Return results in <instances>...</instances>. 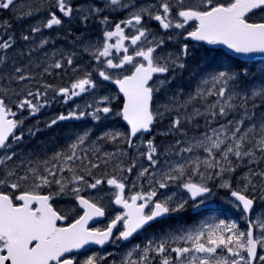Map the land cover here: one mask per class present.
Here are the masks:
<instances>
[{
    "label": "snow or ice",
    "instance_id": "6c2138e0",
    "mask_svg": "<svg viewBox=\"0 0 264 264\" xmlns=\"http://www.w3.org/2000/svg\"><path fill=\"white\" fill-rule=\"evenodd\" d=\"M54 8L31 28L30 34L22 36L24 41L46 29L61 27L64 18H73L68 0H55ZM12 9H18V0H0V10ZM106 12L127 15L108 27ZM38 14L39 6L22 11L20 19ZM76 18L85 26L97 19L105 30L100 40L81 42L79 55L90 57L93 67L86 68L70 87L54 94L67 99L89 94L93 100L82 109L60 114L47 127L89 116L95 123L119 117L128 130L108 128L93 136L91 129H85L74 132L63 147L50 153L40 147L18 154L13 146L24 141L23 120L16 119L10 97L18 98L14 102L18 111L27 109L29 115H35L49 104L47 90L42 92L40 87L52 86L19 91L36 77L28 71L31 65L9 68L7 52L14 48L15 38L0 34V53L5 54L0 56V264H98L94 255L79 261L73 253L89 244L130 241L138 232L184 211L189 200L198 208L213 192L208 182L220 178L217 186L230 190L233 204L245 221L243 230L235 221L215 219L181 224L165 229L143 247L134 245L120 264H264V209L253 212L257 201L264 203V168L260 167L264 164V115L256 112L257 107L264 106V78L258 85L247 81V64L233 60L209 64L191 92L180 88L172 91L167 86L186 67L190 52L187 44L179 52L165 48L168 41L182 37L222 46L233 57L264 56V0H153L149 4L104 0L102 5L78 6ZM149 21H156L167 36L154 33ZM2 26L11 27L7 22ZM50 43L42 38L21 55L31 58ZM77 55L75 51L61 52L57 59L53 54L43 73L51 75L49 69L66 66L80 71ZM104 82L116 85L122 94L119 111L113 107L118 96L96 98V90ZM164 121L168 127L161 135L176 139L164 146L157 145L155 137L144 139L145 133ZM188 125L197 129L202 126L203 130L189 135ZM28 135L35 132L29 129ZM106 144H112L115 150L104 149ZM125 158L130 161L127 166ZM141 159L147 163L137 169ZM109 166L113 173L125 175L95 173ZM239 166L248 167V172L237 191L232 190L229 179ZM133 169L138 174L129 183L127 175ZM193 176L200 182H193ZM102 186L115 190L109 202L122 211L105 228H89L90 221L105 215ZM173 186L187 196L169 193ZM126 189L130 194L126 195ZM84 191H90V196L82 195ZM63 197L78 210L68 223H64L69 220L68 214L53 206L55 199ZM117 225L120 230L114 237Z\"/></svg>",
    "mask_w": 264,
    "mask_h": 264
},
{
    "label": "rangeland",
    "instance_id": "374dc122",
    "mask_svg": "<svg viewBox=\"0 0 264 264\" xmlns=\"http://www.w3.org/2000/svg\"><path fill=\"white\" fill-rule=\"evenodd\" d=\"M38 1H42V0H32L31 3H26V7L28 9H35L34 8V5H35L34 3L35 2H38ZM150 1H153V0H148V2H150ZM68 2L70 3L71 6H73L74 4H77V0H68ZM148 2H145V3H142V4H149ZM85 3L86 4H83L82 6L86 7V6H88V5L91 4V3H88V2H85ZM103 3H104V0H100V2L98 3V5H102ZM48 5H51V7L53 6V8L50 7L51 10H46V9L39 10V14L38 15H33V16H38L39 17V24L48 17L49 12H51L52 9H53V11L56 10L54 8L55 0H48ZM73 15L74 16L77 15V8L76 9L75 8L73 9ZM105 15H108L109 17H113L114 14L113 13L106 12ZM126 15H127V13H125V16ZM28 21H29V18H28ZM119 21L120 20L109 19V25H108V27H110L111 25H114L115 23H117ZM155 23H156V21H149L148 22L149 27L151 28L152 25H154ZM92 24L98 26L100 28V30H102V31H104V29H105V26H103L100 23V21L97 20V19L90 20L87 23L86 26L84 25V27H83V25L81 24V22L79 20L78 27H81L82 28L83 35H82L81 38H78V37L76 38V40H78V43H76L75 41L69 40V39H67L65 37L64 34H66L67 32H64L63 26H61L58 29H56V27H55L53 30L52 29L51 30H47L46 29L42 33H36V34H34L32 36V39L30 41H24L22 39V35H18L17 39L19 41H16L15 50H14V54H13L14 56H19L22 51H25L23 53H27L31 48L36 47L40 43V41H41L42 38H47L50 41H52V43H50L48 46H46V50L45 49H40L39 51L34 52L31 58L28 57V60L29 61L25 62V61L21 60L15 66L31 65V68H32V70L34 72V75H36L35 77L39 78L41 80V82L43 83L44 81H42V79L45 78L46 74L43 73V69L41 68V65H43L45 67L47 63H51V61L53 59V54H55V58L57 56V59H58V58H60L59 57V53H61V52L67 54V53H70L72 51H75L76 49H80V47H81V43H80L81 42V39H82V41L84 39H89L90 35L93 33ZM75 25L77 26V24H75ZM18 26L14 25V28L17 31H25L28 28V27L26 28L25 25L20 26V24H19ZM84 28L86 29V32H85V29ZM90 29H91V31H90ZM153 30H156V32H154V33H157L160 36H162V30L160 28L157 27L156 29H153ZM47 31L50 32V33H52L51 34V37L47 33ZM166 36L167 35H165V37ZM101 37H102V32L100 33V35L93 36L90 41L100 40ZM183 40L184 41H188V40L183 39L182 37H177L170 44H167L166 43L165 44V48L168 51H171V52H179L180 47L183 44H187V43L183 42ZM60 44L62 45L61 48H59V45ZM73 46H75V48L74 49H71V47H73ZM188 47H189V45H188ZM190 50H191V48H190ZM24 56H26V55H24ZM84 56H87V55H84ZM7 57H9V56H7ZM47 57L50 58V60L46 61V58ZM89 59H90V57H89ZM80 60L81 61L76 60V63H78V65L81 66L79 68L80 71H72L71 68H70L71 73L74 74V76L77 77V78H80V76L82 75V73H81L80 76H78L79 73L80 72H84V70H85V68H87V64H88V62H86L85 59L84 60L80 59ZM8 65H9V68H11L12 66H14V65H10L9 63H8ZM50 70H52V69H50ZM67 71H68V69H67ZM199 78H200V76H199ZM199 78H198L197 81H199ZM179 80H180V70L175 75V78L172 79L171 84H169L167 86L168 89L174 91L175 88L176 89L177 88H181V85L179 83ZM38 81L26 82L27 87L21 86V88L18 89V90L21 91V92H26L28 90H32L33 91V88L28 89V87H30L31 85H34V86H36V88H38L39 87ZM13 87H16V85H13ZM49 89L50 88L46 89L47 92L49 91ZM183 91L185 93L191 92V91H185V90H183ZM104 95L118 96V98L113 101V107H114V110L115 111H119L120 108L116 105L118 103V101H119V95H118V93L116 91H113V90H105V91H102L101 88H99L98 90H96V98L97 99L99 97L104 96ZM17 99L18 98L15 99V96H12V100H11L12 102L10 101V106H12L13 111H15V109H16L15 108L14 101H16ZM45 99H47V97H45ZM47 100H49L51 102L54 101L56 103V96L53 99L50 98V99H47ZM79 105H81L80 102H79ZM44 107L49 108L50 107V102H49L48 105L43 106L42 109H44ZM16 111L18 112V117L20 115L23 116L24 113L29 114V112H28L27 109H25L24 111H18L16 109ZM89 118L91 120V124L93 125L92 127H89V125L88 126H82V128H77L76 127L77 130L76 131L74 130V131L75 132H80V131L85 130V129H91V132H92V135L93 136H98L99 134H101L104 131H106L108 128H116V129H118V130H120L122 132H127V130H126V128H125L122 120L119 117H114V118H111V119H104V120H101L99 123L93 122L90 116L89 117H85V119L87 120V121L86 120L85 121L88 122ZM80 120H81V122L84 121V119H80ZM80 120L74 119L76 126H77L76 122H79ZM162 123H167L168 124L167 121H164ZM162 123H160V124H158V125L155 126V131H154L153 135H151L149 137H144V139L147 140V139H150L152 137H155V142H156L157 145H159V146L166 145L169 141H163V142L162 141H158L159 140L158 136H160V134L165 130L162 126H160ZM121 147L126 149V145H121ZM103 148L104 149H107V150L109 149L108 151L115 150L114 149V146L112 144L103 145ZM128 151L131 152L133 156L135 155V153L132 150H128ZM146 163L147 162L144 161V160H142V159L141 160H138V162H137V169L140 167L141 164H145L146 165ZM124 166H127V165L125 164ZM137 169H133V172L130 175H127V180L132 179V182L136 180V176L138 174L137 173ZM115 174L125 175L124 173H115ZM220 179H223V178H220ZM220 179H218L217 181L216 180L209 181L208 183H209V185L211 183H213V182H216L217 184H219ZM192 181L193 182H200V178L198 176H193L192 177ZM138 183H140V182H138ZM229 183H231V180L230 179H229ZM238 186H239L238 189L240 190V188H241V181L238 183ZM102 187L104 188L105 186H102ZM218 188L219 189H224L225 191H229L230 192L229 189L220 188V187H218ZM212 189H213V191H215V188L214 187H212ZM168 190H170L169 193H173V192L176 193L178 197L179 196H185L186 197V194L184 193V191L182 189H180V188L175 189V186L170 187ZM232 190H235V189H233V185H232ZM95 191L98 192L99 189H97ZM104 191L106 193L105 196H104L105 218L108 219V220H110L118 212L115 210L116 208L112 205V203L109 202L110 192L109 191H106V190H104ZM85 192H89V194H90V191H85ZM205 202L206 203H214L215 202V203H217V205L220 206V208L225 209L227 211V213H224V214H220V213L213 214V216L210 215V214L209 215H205L204 217H202V218L199 219V223L200 222H203L205 220H213V219H215V220H224L225 222H233V220H235V222L238 223L239 227L242 230L245 228V226L242 225V223L245 222V221L242 218L240 211L234 206L233 200L230 198V195L229 196H226V197L225 196H221L218 199L217 195L214 192H212L205 199ZM190 203L192 205V209H196V208L193 207L194 202H190ZM202 205H204V204H202ZM202 205H200V206H202ZM59 207H60L61 211H64L69 216V220L68 221H64V223H68L77 214V211H78V210L75 209V206H74L73 202L69 198H67V197L64 198V201L60 203V206ZM70 208L73 209V211L69 212V209ZM258 210H260V209H258ZM258 210H255V212H257ZM233 214L234 215H237L238 218H234L233 217ZM240 221H242V222H240ZM103 225H105V223ZM136 245H141V242L139 244H136ZM122 254H124V252H122L120 254V257L118 259H115L113 261H115L116 263H118L119 261H121L122 258H123V255ZM91 255H94L96 257H99V259H100V260H98L99 263L103 262L104 261L103 258L106 256V254H98V253L89 254L87 256H91ZM85 257L86 256L82 257L81 261H83V259ZM113 261H111V263H108V264H112Z\"/></svg>",
    "mask_w": 264,
    "mask_h": 264
},
{
    "label": "trees",
    "instance_id": "16d2710c",
    "mask_svg": "<svg viewBox=\"0 0 264 264\" xmlns=\"http://www.w3.org/2000/svg\"><path fill=\"white\" fill-rule=\"evenodd\" d=\"M83 27H84V25H83ZM77 28H78L79 34L82 36L83 35L82 28L81 27H78V26H77ZM92 30H93V33L90 35V37H93V36H96V35H100V33L102 32L98 26L93 25V24H92ZM90 31H91V29H90ZM85 32H86V29H85ZM247 67L249 69V75L247 77V81L251 82L250 79H258V78H260L263 75L264 62H262V63H252L250 65H247ZM72 78H73V76H70V80ZM57 85L58 86H61L60 83L56 82L55 83V87H57ZM56 89H58V88H56ZM260 167L261 168H264V164L263 165L261 164ZM247 172H248V167H246V166H239V167H237L236 168V171L231 174L232 175L231 178H232L233 184L235 186L238 185V183L241 181V178Z\"/></svg>",
    "mask_w": 264,
    "mask_h": 264
},
{
    "label": "flooded vegetation",
    "instance_id": "af4514ba",
    "mask_svg": "<svg viewBox=\"0 0 264 264\" xmlns=\"http://www.w3.org/2000/svg\"><path fill=\"white\" fill-rule=\"evenodd\" d=\"M163 223H168V221H165V222H163ZM163 223H157V224L155 225V228H156V229H159V228L163 225ZM141 236H142V235H141ZM141 236H140V237H141ZM137 239H138V238H136L134 241H136ZM134 241H133V242H134Z\"/></svg>",
    "mask_w": 264,
    "mask_h": 264
},
{
    "label": "water",
    "instance_id": "95a60500",
    "mask_svg": "<svg viewBox=\"0 0 264 264\" xmlns=\"http://www.w3.org/2000/svg\"><path fill=\"white\" fill-rule=\"evenodd\" d=\"M258 57H261V55H259V54H256V55H253V56H251V57H246L247 59H256V58H258ZM122 95V94H121Z\"/></svg>",
    "mask_w": 264,
    "mask_h": 264
},
{
    "label": "bare ground",
    "instance_id": "6f19581e",
    "mask_svg": "<svg viewBox=\"0 0 264 264\" xmlns=\"http://www.w3.org/2000/svg\"><path fill=\"white\" fill-rule=\"evenodd\" d=\"M109 150V149H108ZM263 165V164H262Z\"/></svg>",
    "mask_w": 264,
    "mask_h": 264
}]
</instances>
